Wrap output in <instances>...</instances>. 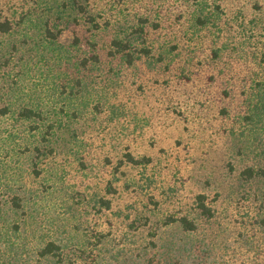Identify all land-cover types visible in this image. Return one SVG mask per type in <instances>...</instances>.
Returning <instances> with one entry per match:
<instances>
[{
  "label": "rangeland",
  "instance_id": "1",
  "mask_svg": "<svg viewBox=\"0 0 264 264\" xmlns=\"http://www.w3.org/2000/svg\"><path fill=\"white\" fill-rule=\"evenodd\" d=\"M62 1L0 0V21L12 26L0 33V264H47L36 257L46 241L61 246L62 264H148V257L153 264H254L250 223L258 202L235 186L242 168L256 162L264 129L238 116L233 122L221 117L217 95L202 80L188 87L145 67L118 71L106 51L109 33L92 36L86 15L75 10L67 12L76 18H59ZM204 1H222L227 19L240 8L264 26V0ZM191 3L92 0L89 7L110 22L147 17L146 38L154 42L176 41L173 33L191 30ZM207 34L215 45L226 40ZM93 39L96 50L87 43ZM250 46L238 49L239 75L253 67ZM91 48L101 64H87L71 90V63ZM197 50L203 59L204 50ZM22 107L42 108L45 122L19 117ZM233 110L243 114L235 103ZM45 123L53 125L48 141ZM35 145L45 155L38 156ZM126 148L149 155L152 163L120 166ZM250 190L264 191V181ZM198 192L206 193L213 218L195 214ZM184 213L196 218L198 229L174 241L176 228L164 222ZM156 235L170 239L173 249L186 244L190 251L164 261L149 245Z\"/></svg>",
  "mask_w": 264,
  "mask_h": 264
},
{
  "label": "trees",
  "instance_id": "2",
  "mask_svg": "<svg viewBox=\"0 0 264 264\" xmlns=\"http://www.w3.org/2000/svg\"><path fill=\"white\" fill-rule=\"evenodd\" d=\"M191 1V6L194 5L190 15L192 18V23L189 25L191 30H183L181 37L178 33H173L174 37H178L176 41L172 38L148 41L145 31L149 21L147 17H137L134 23H128L125 19L124 22L122 20L110 22L109 17L101 15L100 11L90 9L89 4L92 0H63L58 13L59 18L64 17V20L71 16L67 12L69 9L75 10L77 13L75 15L78 13L86 15L84 18L88 20V29L92 36L98 37L107 31L109 37L106 51L112 60L111 64L118 71L140 72L145 67L154 76L160 77L161 74H167L170 80L175 79L180 86L188 87H192L202 80L203 88L206 86V90L210 89L208 93L213 96L214 93L217 95L218 101L216 102L219 104L218 112L221 117L233 122L238 116L237 118L241 119L243 124L256 122L261 130L264 129V26L260 25L261 20L253 16L246 18L240 8L236 9L227 19L222 1L214 2L212 5H208L204 0ZM64 13L67 14L64 15ZM71 17L76 18L75 16ZM156 18L159 22L154 23V28L159 30L163 28L162 18L160 16ZM11 27L10 21L6 19L0 21V33L9 32ZM202 32L204 33L202 34ZM207 32L214 37H223L226 40L219 39L215 45L212 38L206 39V36H209ZM184 36L191 39L183 42L186 46L185 50L181 47ZM90 42L96 50L97 41L87 40L88 44ZM246 43L251 45L249 52L252 53L254 63L252 68L243 69L239 75L241 69L238 67L237 52ZM197 49L204 50L201 60L197 58ZM89 52L88 55L80 59V62L72 61L71 63L73 67L75 66L77 73L75 75L72 73L69 77L73 82L71 90L79 85L81 77L78 74L85 69L87 64L91 66L101 64L98 54L93 52L92 48ZM67 68H71V66L68 65ZM131 100L135 101L132 98ZM208 102L211 104L210 101ZM234 103L238 109L242 108L243 114L233 113ZM4 111L5 109L2 112ZM43 114L44 110L40 107H22L17 113L19 117L36 124L45 122L46 117ZM44 126L42 137L48 141V136H54V132L51 131L53 125L45 123ZM32 128L38 129L39 127L33 125ZM229 130L232 131L231 126ZM259 142H261V147L255 151L258 155L256 162L242 168L237 176L238 180L235 186L236 191L241 192L245 196L244 198L250 197L252 194L254 200L258 202L255 216L250 223L254 228V234L251 236L254 259L256 260L254 264H264V191L252 192L250 190L256 181H264V136L259 137ZM33 150L38 156L45 155V150L38 145H35ZM152 161V157L149 155H134L126 148L119 163L120 166H140L146 169L145 167ZM237 199H242V197L239 196ZM100 202L106 208L110 207L108 200L100 199ZM192 203L195 214L198 213L201 218L208 220L214 217L215 210L205 192L196 193ZM164 225L176 228L175 232H178V238L174 241L180 240L182 234L194 233L198 229L196 218L191 217L189 213L176 217L168 216ZM98 240L99 238L96 239V242ZM149 245L155 248L156 256L159 258L163 256L164 261L170 258L169 256L173 253L177 254L176 257L181 258L185 252L190 251V247L187 249L186 244L173 249L174 243L170 239L167 240L166 237L158 235L155 236L154 241H150ZM148 247H145V250ZM61 256V246L53 241H46L38 249L36 257L44 259L47 264H62ZM187 260H190V254L187 256L186 262ZM147 262L153 264L150 257L147 258Z\"/></svg>",
  "mask_w": 264,
  "mask_h": 264
}]
</instances>
